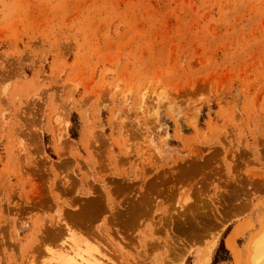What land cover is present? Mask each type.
<instances>
[{
    "label": "rangeland",
    "instance_id": "rangeland-1",
    "mask_svg": "<svg viewBox=\"0 0 264 264\" xmlns=\"http://www.w3.org/2000/svg\"><path fill=\"white\" fill-rule=\"evenodd\" d=\"M263 231L264 0H0V264H264Z\"/></svg>",
    "mask_w": 264,
    "mask_h": 264
},
{
    "label": "bare ground",
    "instance_id": "bare-ground-1",
    "mask_svg": "<svg viewBox=\"0 0 264 264\" xmlns=\"http://www.w3.org/2000/svg\"><path fill=\"white\" fill-rule=\"evenodd\" d=\"M259 234H260L259 236H256L254 238L255 240H253V242H251V246H250V248L252 250L251 251L252 256L254 255L253 259L255 257V260H259V259L261 260L264 257V231L262 233H259ZM65 242H66V240H65ZM78 247L79 246H77L76 244H73V243H71V244L69 243L68 245L62 246V249L60 248L61 254L58 255L60 257L58 258V260L55 259V261L57 260L58 262H61L63 264H82V262H83L82 259L84 260V258H82V256H81L82 252L78 250L80 248V247L79 248ZM208 249L206 250V253H207ZM250 257H249V259H250ZM206 260L207 259H205V261ZM251 261H252V259H250V263L253 262V261L252 262ZM253 263H255V262H253Z\"/></svg>",
    "mask_w": 264,
    "mask_h": 264
},
{
    "label": "trees",
    "instance_id": "trees-1",
    "mask_svg": "<svg viewBox=\"0 0 264 264\" xmlns=\"http://www.w3.org/2000/svg\"><path fill=\"white\" fill-rule=\"evenodd\" d=\"M218 246H219V247H222V249L224 250V252H227L226 249L223 247V245H222V241H221V240H220ZM224 258H226V257H225V256H219V255H216V252H215L214 255H213V259H212L211 263H215L217 260H219V259H224Z\"/></svg>",
    "mask_w": 264,
    "mask_h": 264
}]
</instances>
